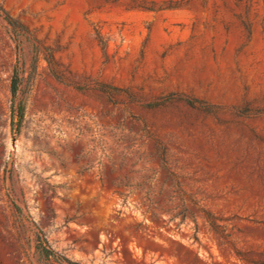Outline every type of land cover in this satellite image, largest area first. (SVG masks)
I'll return each instance as SVG.
<instances>
[{
    "label": "rangeland",
    "instance_id": "1",
    "mask_svg": "<svg viewBox=\"0 0 264 264\" xmlns=\"http://www.w3.org/2000/svg\"><path fill=\"white\" fill-rule=\"evenodd\" d=\"M42 238L264 264V0H0V264Z\"/></svg>",
    "mask_w": 264,
    "mask_h": 264
},
{
    "label": "trees",
    "instance_id": "2",
    "mask_svg": "<svg viewBox=\"0 0 264 264\" xmlns=\"http://www.w3.org/2000/svg\"><path fill=\"white\" fill-rule=\"evenodd\" d=\"M5 20L12 26L16 25V22L12 20L7 14H4ZM17 72L14 73V80L11 84V94L14 96L17 90ZM37 248L39 249L40 253L50 262L56 261H66L68 264H78L74 261H70L67 258L59 255L57 252H55L52 248H50L47 244V240L45 238L38 239ZM52 264V263H51Z\"/></svg>",
    "mask_w": 264,
    "mask_h": 264
}]
</instances>
